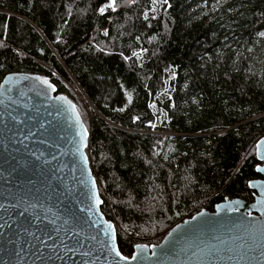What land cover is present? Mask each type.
I'll return each instance as SVG.
<instances>
[{
	"label": "trees",
	"instance_id": "obj_1",
	"mask_svg": "<svg viewBox=\"0 0 264 264\" xmlns=\"http://www.w3.org/2000/svg\"><path fill=\"white\" fill-rule=\"evenodd\" d=\"M106 3L0 0V83L48 77L75 104L101 212L131 255L201 210L253 201L264 0H116L101 14Z\"/></svg>",
	"mask_w": 264,
	"mask_h": 264
},
{
	"label": "water",
	"instance_id": "obj_2",
	"mask_svg": "<svg viewBox=\"0 0 264 264\" xmlns=\"http://www.w3.org/2000/svg\"><path fill=\"white\" fill-rule=\"evenodd\" d=\"M88 144L77 107L50 78L25 72L3 78L0 264H125L109 251L107 224L115 225L95 202L102 199ZM257 174L256 187H249L253 201L226 199L185 218L158 244L144 251L134 246L138 259L129 264H264V239L247 230L264 226V173ZM242 241L247 247H238Z\"/></svg>",
	"mask_w": 264,
	"mask_h": 264
},
{
	"label": "snow or ice",
	"instance_id": "obj_3",
	"mask_svg": "<svg viewBox=\"0 0 264 264\" xmlns=\"http://www.w3.org/2000/svg\"><path fill=\"white\" fill-rule=\"evenodd\" d=\"M167 2V0H165V3ZM115 5H116V0H108V3H106L103 7L99 8V11L101 14H103L105 12L106 8H110L113 11H115ZM107 34V33H106ZM261 35H264V33H262ZM43 83H47V81H43ZM87 132L85 130L84 135H86ZM255 156L257 158V160L259 161L256 165H255V170L257 173H264V139L260 140L258 142V144L256 145V152H255ZM95 183V182H93ZM248 187L251 188H255L256 185L254 183H252L251 181L248 184ZM95 202L97 205H99L102 201H100L99 197L96 196L95 197ZM260 203L264 204V187H262V191H261V200ZM250 215V214H249ZM65 223H67V221H65ZM107 224V222H106ZM107 229H111V234H110V239H111V244L109 246V251L114 252L115 255L117 257H119V259L121 261H124L125 264H129V261H136L138 259V256L136 254H131V255H124L122 254V252L118 249V247L116 246V240H117V235L115 232V229L113 228V226L111 224H107ZM250 233H252L253 235L256 232L260 233V236L262 239H264V226L260 227V228H255L254 226L247 229ZM78 235V233H77ZM171 235V234H170ZM92 239H95V237H92ZM223 243V241L221 242ZM135 247L137 249H139L140 251H144L148 248V245H144V244H136ZM152 247H156V245H153ZM239 248H245L247 247L246 242H241L240 245L238 246ZM202 251V250H201ZM209 254H213L210 250ZM83 256H89L90 252H84L82 253ZM85 264H87V262H85Z\"/></svg>",
	"mask_w": 264,
	"mask_h": 264
},
{
	"label": "rangeland",
	"instance_id": "obj_4",
	"mask_svg": "<svg viewBox=\"0 0 264 264\" xmlns=\"http://www.w3.org/2000/svg\"><path fill=\"white\" fill-rule=\"evenodd\" d=\"M157 2H159V0H157ZM70 87H71V90H73L74 92V96L76 97L77 103L80 106V108L84 107L86 105V102H85V98L82 95V93L79 91V89L76 86L70 85Z\"/></svg>",
	"mask_w": 264,
	"mask_h": 264
}]
</instances>
